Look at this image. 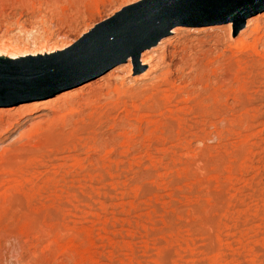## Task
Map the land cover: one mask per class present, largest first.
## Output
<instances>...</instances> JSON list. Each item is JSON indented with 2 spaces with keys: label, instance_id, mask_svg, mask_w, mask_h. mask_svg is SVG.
I'll list each match as a JSON object with an SVG mask.
<instances>
[{
  "label": "rangeland",
  "instance_id": "obj_1",
  "mask_svg": "<svg viewBox=\"0 0 264 264\" xmlns=\"http://www.w3.org/2000/svg\"><path fill=\"white\" fill-rule=\"evenodd\" d=\"M160 1L0 0V63L54 71L61 89L0 103V264H264V10L247 17L261 29L251 34L247 18L232 29L216 9H165L156 28L180 17L179 32L154 60L141 59L152 48L124 58L128 75L124 60L96 75L121 49L69 60ZM210 58L228 122L195 115L179 90H202L193 74Z\"/></svg>",
  "mask_w": 264,
  "mask_h": 264
},
{
  "label": "water",
  "instance_id": "obj_2",
  "mask_svg": "<svg viewBox=\"0 0 264 264\" xmlns=\"http://www.w3.org/2000/svg\"><path fill=\"white\" fill-rule=\"evenodd\" d=\"M178 7L200 9V11L204 9H216V12L212 13V15L215 13L216 15L219 14L217 20L221 22L234 21L239 27H242L245 18L264 10V0H163L157 3H151L143 9L140 14L130 15V17H128V23L126 24L128 36H126L127 43H123V46L129 47L132 45L131 47H133L134 43H136L140 37H145L139 46L133 48L132 53L135 61L137 54L142 49L165 36L171 26L180 22V17H177V19L165 24L161 29L156 28V25L160 22L159 17H161V14L165 9L170 8L171 10L172 8ZM192 16L197 15L192 14ZM93 40L94 39L88 40L80 51L71 52L73 55L70 53L72 56L69 60L71 62H85V59L86 61L88 60V55L95 53L98 55L97 57H100L107 54L110 50L112 51V47L102 49V47L108 45L107 42L98 41V43H96L93 42ZM128 54L129 52L122 53L120 59H113L101 69V71L96 73V75L104 73L112 66L120 63ZM67 61L68 60L63 64H67ZM11 67L15 66L0 63V103H11L8 105H15L23 101H31L35 96L43 93V91L48 94L45 97H50L61 91V89H54L55 85L53 84H55L54 79L56 76L54 71L41 74H27L26 71L20 70L22 69L21 67Z\"/></svg>",
  "mask_w": 264,
  "mask_h": 264
},
{
  "label": "bare ground",
  "instance_id": "obj_3",
  "mask_svg": "<svg viewBox=\"0 0 264 264\" xmlns=\"http://www.w3.org/2000/svg\"><path fill=\"white\" fill-rule=\"evenodd\" d=\"M136 7V6H135ZM134 7H130V8H127L125 11H128L129 10V12H132L131 11V9H133ZM129 12H127V13H129ZM126 12H124L123 13V11L121 12V13H119V14H117L114 18H112V19H110V20H107L106 22H103L102 24H99L97 27H98V29H100V28H105V25L106 24H108V23H110L111 21L113 22V21H116V20H118L119 19V17L121 16V15H123V14H125ZM249 18V17H248ZM246 19L245 21H246V27H247V30L252 34V33H254V32H257L258 33V31L259 30H261V29H259V27L258 26H260V25H256L257 24V22H256V24H252L251 22H250V20L249 19ZM127 21H122V22H120V23H117L116 25H115V27H114V29H115V32L118 34V35H110V34H105V33H102L103 31H101V29L93 36V42H96V43H98V41H105V42H107L108 43V45L107 46H104V47H102V49H107V48H109V47H112V51L111 52H119V51H121L122 50V52L123 53H125V52H129V54L125 57V59H127L128 57H131L132 59H133V61L134 62H136L135 60H134V56H133V48L135 47H132V48H129V47H125V46H123V43L125 44V42L127 43V37L126 36H128V29H127V23H128V17H126L125 18ZM228 22H230V21H228ZM253 22V21H252ZM125 24V25H122V24ZM231 23V26H232V29H233V26H234V23L233 22H230ZM255 23V22H254ZM121 26V27H120ZM172 28V27H171ZM173 30H172V33L174 32L175 34L176 33H178L179 32V29H180V26H173ZM261 28V27H260ZM168 30H170V29H168ZM94 31H96V29H94L92 32H94ZM91 32V33H92ZM168 32V31H167ZM90 33V34H91ZM249 33V34H250ZM256 34V33H255ZM263 35V34H262ZM90 35H88V37H89ZM261 37H263V36H261ZM161 39H158L157 41H155L154 43H152V44H150L148 47H146L147 49H149V48H152V47H154V46H156L157 44L159 45V41H160ZM257 40V39H256ZM92 42V41H91ZM242 42H244L243 40H242V38H240V39H238L237 40V42H236V44H240V46L241 47H243L244 45H241V44H244V43H242ZM164 43H165V40H163V41H161V43H160V46H157L158 48H160V49H162L163 47H164ZM255 43H256V41H255ZM258 43H264V37L263 38H260V39H258ZM257 44V43H256ZM264 45V44H263ZM76 46V45H75ZM96 46V45H95ZM123 46V47H122ZM129 46V45H128ZM235 46H237V45H235ZM120 47V48H119ZM9 48V45H3V46H1V48H0V53L1 52H4L6 49H8ZM11 48V47H10ZM51 48V47H50ZM127 48V49H126ZM146 48H144V49H146ZM158 48H152V49H149V50H145V51H143L144 49H142L141 51H143L142 53H141V51H140V53H141V59L144 61V62H148V61H151V60H154L155 59V57H157V55L159 54V52L157 53V49ZM12 50H10V53L11 54H15L16 52H20V51H22V50H20V51H18L17 49H15V47L14 48H11ZM121 49V50H120ZM126 49V50H125ZM70 50V49H69ZM125 52H124V51ZM152 50V51H151ZM7 51V50H6ZM32 51V50H31ZM109 51V52H110ZM159 51V50H158ZM165 51V50H164ZM34 52V51H33ZM22 53H24V52H22ZM32 53V52H31ZM121 53V52H120ZM139 53V54H140ZM164 55V54H163ZM162 55V56H163ZM259 55V54H258ZM4 56V54H0V57H3ZM19 56L21 57V54L19 53ZM98 55L97 54H91V55H88V60L89 59H91L92 58V60H94V59H96V57H97ZM115 56H116V54L115 55H113V57H110V58H115ZM160 56V55H159ZM122 57V54H120V56L118 57L119 59ZM98 58V57H97ZM4 59H10L9 57H7V58H4ZM214 60V59H213ZM213 60H212V58H210V60L209 61H207L206 63H204V64H199L197 67H196V69H195V71H194V74H193V79H192V85L193 86H200L201 88H202V90H198L195 94H192V91L191 90H189L188 89V85L187 84H182V86H181V89H179V90H181L182 92H185V94H186V97L187 98H190L191 99V102H192V105H193V107H192V109H193V111H194V113H195V115H199V116H203V115H205V116H207L208 117V120H209V117H211V116H216V117H219V115L220 116H222L223 118H224V120L225 121H229V120H231L230 118H231V114L230 113H227V112H225V113H223V114H220L221 113V111H220V108H221V106L222 105H226V106H228L227 105V101L224 99H222V89H223V85L224 84H217L218 86H213V85H209V79H210V73H208L209 71H208V68L210 67L209 66V64L210 63H212L213 62ZM124 62H125V60H124ZM241 62V61H240ZM234 63V62H233ZM233 63H232V65H230V64H228V65H230V66H233ZM237 63H238V61H237ZM147 64V63H146ZM242 64V63H241ZM238 65V64H237ZM229 66V67H230ZM235 66V65H234ZM239 66V65H238ZM228 67V66H227ZM236 67V66H235ZM245 67V66H244ZM130 68H131V60H130V58L122 65V67L121 68H119L118 70H120V71H124V73L126 74V75H128V73H129V70H130ZM233 68V67H232ZM231 67L229 68V70L228 71H226V73L225 74H220L219 76H217L216 78L217 79H221V80H223L224 81V79H226V77H227V75H230L231 74V69H232ZM155 69V63H153V64H151V69H149V70H147V71H144L143 73H140L139 75H137V76H135L137 79H142V78H145L148 74H149V71H152V70H154ZM234 69V68H233ZM245 69H246V67H245ZM212 70V69H211ZM237 70H238V68H237ZM236 71V70H235ZM234 72V71H233ZM232 72V74H235V73H233ZM243 72V71H242ZM241 72V73H242ZM169 73V71L167 72V73H165L166 75H164V78H162V81H163V79L165 80V81H167L169 78H167V74ZM214 73H215V71H214ZM240 74V73H239ZM236 75H237V73H236ZM226 76V77H225ZM235 77V76H234ZM237 78V77H236ZM170 83V82H169ZM224 83V82H223ZM174 85V84H173ZM171 86V85H170ZM175 87V86H174ZM177 87H178V85H177ZM169 88V87H168ZM156 90H158V89H156ZM164 90V89H163ZM162 89L160 90V91H163ZM178 90V89H177ZM226 90V89H225ZM228 90V89H227ZM159 91V90H158ZM165 90L163 91V93L162 92H160V93H154L153 94V96H152V98H154L155 96H157L158 98H155V100H156V104L157 103H159L160 102V100L161 101H167L168 99H167V96L168 95H166L165 93ZM171 92V91H170ZM175 92V91H174ZM178 93H179V91H177ZM194 92V91H193ZM167 93V92H166ZM168 93H169V91H168ZM178 93H175V94H178ZM170 94H172V92L170 93ZM182 95V94H181ZM181 95L179 96L178 95V97H179V99H180V97H181ZM172 96V95H171ZM227 96V95H226ZM177 97V98H178ZM171 98V97H170ZM183 98H184V96H183ZM166 99V100H165ZM190 99H189V101H190ZM188 100V99H187ZM180 101H182V98H181V100ZM183 101H184V99H183ZM188 101V102H189ZM186 104V103H185ZM176 106V105H175ZM182 106H183V104H182ZM223 107V106H222ZM228 108H229V106H228ZM224 109V108H223ZM222 109V110H223ZM198 117V116H197ZM196 117V118H197ZM196 120V119H195ZM202 120V119H201ZM205 120V119H204ZM197 121V120H196ZM199 121V120H198ZM210 121V120H209ZM231 122V121H230ZM196 124V123H195ZM198 124V123H197ZM196 127V126H195ZM5 169V168H4ZM4 169H3V171H4ZM8 172V171H7ZM66 232H70V231H72V230H70V229H66L65 230ZM72 233V232H71ZM70 233V234H71ZM73 234V233H72Z\"/></svg>",
  "mask_w": 264,
  "mask_h": 264
}]
</instances>
